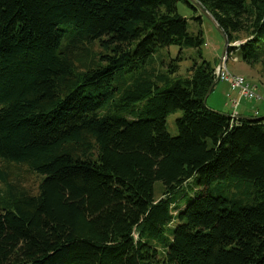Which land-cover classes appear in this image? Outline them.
Here are the masks:
<instances>
[{
    "label": "trees",
    "instance_id": "1",
    "mask_svg": "<svg viewBox=\"0 0 264 264\" xmlns=\"http://www.w3.org/2000/svg\"><path fill=\"white\" fill-rule=\"evenodd\" d=\"M197 1L228 55L264 66V0ZM179 2L200 13L0 0V264H264V119L206 107L217 66ZM171 45L198 52L185 74L161 58Z\"/></svg>",
    "mask_w": 264,
    "mask_h": 264
},
{
    "label": "rangeland",
    "instance_id": "2",
    "mask_svg": "<svg viewBox=\"0 0 264 264\" xmlns=\"http://www.w3.org/2000/svg\"><path fill=\"white\" fill-rule=\"evenodd\" d=\"M178 12L181 16L187 19L190 31L196 33L200 30L202 32L203 44L201 46V56L203 59L209 61L212 67H216L222 59V52L224 49V39L222 35L214 27L211 21H209L202 14L193 12L184 2L178 3ZM196 17H200L201 21L199 22L196 20ZM239 42L240 41H236L234 43L237 44ZM96 49L98 48L96 47ZM159 53L162 55L161 58L164 62H171L177 65L179 74H185L187 68L192 64V62L194 60H199L198 52L194 48L184 47L180 54L179 47L171 45L168 48L161 50ZM180 56L181 59H178ZM226 67L230 72L243 75L250 81V83H259L260 85H264V66L248 65L232 53L226 61ZM227 88L228 91L226 93ZM231 92L236 93L228 87L226 82L217 81L214 92H210L206 98V107L214 111L232 115L230 107L225 105L228 102L227 94H230ZM239 99V102L243 100L241 98ZM181 114V111H176L175 113L168 115L166 121L167 129L170 133H176L175 119L181 116ZM8 168L10 174L9 180L16 182L30 193L38 192L40 176L31 173L24 166L10 165ZM5 188L6 186L0 182V197ZM161 189L162 183L160 181L156 182L155 195H160Z\"/></svg>",
    "mask_w": 264,
    "mask_h": 264
},
{
    "label": "built area",
    "instance_id": "3",
    "mask_svg": "<svg viewBox=\"0 0 264 264\" xmlns=\"http://www.w3.org/2000/svg\"><path fill=\"white\" fill-rule=\"evenodd\" d=\"M236 43H230V45H233ZM228 52L226 53V56L222 58L223 65L221 68L216 67L215 69V75L219 81H224L229 84V87L231 90L235 91L239 98L245 99L247 101H256L264 102V97L259 94L256 91L255 85L250 83L246 77H244L241 74L230 72L226 67V61L228 60ZM228 102L233 109H236L238 107L239 101L237 98H234L231 94H227ZM255 115H258V110H256ZM233 115H237V112H233Z\"/></svg>",
    "mask_w": 264,
    "mask_h": 264
},
{
    "label": "crops",
    "instance_id": "4",
    "mask_svg": "<svg viewBox=\"0 0 264 264\" xmlns=\"http://www.w3.org/2000/svg\"><path fill=\"white\" fill-rule=\"evenodd\" d=\"M223 82V81H222ZM250 82V81H249ZM228 85V83H226ZM253 85H255L256 87V91H258L259 94H261L264 97V85H260L259 83H252ZM229 87V85H228ZM215 86L213 87L211 92H214ZM228 91V88L226 90V93ZM213 94V93H212ZM234 98H237V100L239 101V96L236 93H230ZM226 95V94H225ZM242 99V98H241ZM229 103H226L225 105L227 107H230V111L233 112H237L239 115H243V116H251L253 114V111L255 109L260 108V112L262 111V108H264V102L260 101V102H251V101H247L245 99H243L242 101L239 102L238 107L236 109H233L231 107V105Z\"/></svg>",
    "mask_w": 264,
    "mask_h": 264
},
{
    "label": "water",
    "instance_id": "5",
    "mask_svg": "<svg viewBox=\"0 0 264 264\" xmlns=\"http://www.w3.org/2000/svg\"><path fill=\"white\" fill-rule=\"evenodd\" d=\"M191 1V3H193V5L200 11V13L205 16L209 21H211V23L214 25V27L219 31V33L222 35L223 39H224V49L222 52V58H224V56H226L227 53V45H228V40L225 36L224 31L219 27L218 23L216 22V20L214 19V17L210 14V12H208L205 8H203L201 6V4L197 1V0H189ZM223 65V60L221 59L220 62L218 63L217 67L221 68V66ZM218 81L217 77H215V81L212 84V86L208 89L205 98H204V102L206 101L207 96L209 95V93L212 91V88L214 86V84ZM231 117H236V115H230ZM247 118L249 119H264V115L259 116V117H252V116H248Z\"/></svg>",
    "mask_w": 264,
    "mask_h": 264
}]
</instances>
